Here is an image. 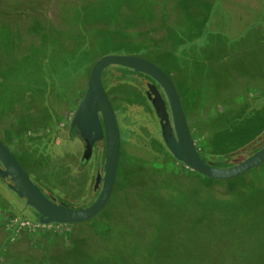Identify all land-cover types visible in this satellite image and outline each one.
<instances>
[{
    "label": "rangeland",
    "instance_id": "obj_1",
    "mask_svg": "<svg viewBox=\"0 0 264 264\" xmlns=\"http://www.w3.org/2000/svg\"><path fill=\"white\" fill-rule=\"evenodd\" d=\"M254 1L264 4L0 0V138L46 195L71 207L84 206L102 160L91 156L90 185L79 188L81 146L71 149L67 142L46 154L45 143L53 135L65 138L93 63L117 53L150 59L171 77L206 161L262 139L264 98L250 99L237 113L235 101L216 94L231 93L230 88L211 91L207 112L214 109L223 117L224 102L230 119L203 122L195 91L186 90L198 77L204 79V98L208 89L228 84V75L221 73L222 56L209 53L216 39L210 34L208 43L197 42L205 27L210 32L222 28L213 23L219 16L216 6L226 15L222 6ZM263 14L241 8L237 16L252 25L263 22ZM102 82L120 129L109 201L86 222L39 224L25 212L19 220V208L0 186V264H264V163L234 179L207 178L174 159L149 137L143 122L131 127L121 121L133 112L155 119L136 86L111 81L108 71Z\"/></svg>",
    "mask_w": 264,
    "mask_h": 264
},
{
    "label": "water",
    "instance_id": "obj_2",
    "mask_svg": "<svg viewBox=\"0 0 264 264\" xmlns=\"http://www.w3.org/2000/svg\"><path fill=\"white\" fill-rule=\"evenodd\" d=\"M111 65L123 66L153 79L146 86L155 116L162 121L159 141L176 160L207 178L217 180L237 178L264 163V145L231 166L221 167L207 162L195 146L179 93L171 77L158 64L143 56L105 54L93 63L85 92L71 120V125L76 127L85 141L82 161L90 159L95 142L103 140L102 171L96 172L94 180V189L98 190L96 197L90 204L79 207L57 202L31 179L0 138V185L15 202H23L25 209L20 208L19 220L20 214L26 211L32 221L39 224L82 223L94 218L109 201L120 158L118 119L102 82L104 69ZM130 126L133 127V124ZM5 177L9 178V183H5Z\"/></svg>",
    "mask_w": 264,
    "mask_h": 264
},
{
    "label": "crops",
    "instance_id": "obj_3",
    "mask_svg": "<svg viewBox=\"0 0 264 264\" xmlns=\"http://www.w3.org/2000/svg\"><path fill=\"white\" fill-rule=\"evenodd\" d=\"M229 5H230L229 8L226 6H222L226 15L222 13L223 11H221L219 7L217 6L215 7V9L217 8V10L219 11V16H216L214 18L215 21L213 23L215 25H218V27L222 26V28L221 27L219 28L224 30L220 31L219 28H215L214 31L209 33L204 40L205 43H208L209 41L208 37L210 34L213 35L214 39H216L217 42H214V47H212L213 45L211 46L212 48L209 49L210 50L209 53L214 52L215 54L217 53L222 56L220 63L221 66L223 67V68L221 67L223 71L221 73L224 74V77L225 74L226 76L228 75L227 78V80L229 81L228 84L220 88L208 89L206 91L205 98L203 97V93H202L203 91L202 82L204 81V79L201 80L202 77H198L197 79H195V81L193 80L192 82H189L188 86L186 87V90L189 89V92L195 91L196 98L199 102V109L203 110L202 113L198 115V120L203 122L204 121L219 122L221 120L227 121L230 119V116H226L227 113L225 111L226 104L224 102H221L222 99L220 98H219V102L224 104L222 105V110H221V114L223 113V117L219 116V113L214 112V109L213 112L211 113L207 112L208 108L210 107L212 108L210 104L211 91L213 92L215 90L230 88V90H232L231 93L225 92L226 91L225 90L223 92L218 91L216 94L217 95L219 94L218 96L221 95L224 98L225 97L231 98L233 101H235V107L237 106L235 109L237 113L239 110L238 108H242V106L245 105L248 101H250V99L257 97L264 98V23H263L264 14L262 15L263 22L253 23L252 25L246 22V20H243L244 19L243 16L240 19L237 16L238 10L241 8H244L246 11L249 10L254 11L256 9H260L264 13V4L263 2L259 3L254 1L252 4H229ZM244 21L246 22L247 25L246 27L242 28L240 24H242V22L244 23ZM204 63L205 64L209 63V61L205 60ZM209 64L214 65V63H209ZM258 111H262V109H258ZM237 113H235V116ZM236 121L242 122V120L240 121L236 120ZM246 121L247 119L243 123H245ZM225 128L226 126H224L223 131L225 130ZM247 142L243 144H239L236 147L244 145ZM47 143H45V145ZM66 143H67L66 141H63L62 146L64 147ZM71 143L72 142H68L70 148L72 149L73 143L72 144ZM75 143L76 140L74 142V145L76 147L77 144ZM194 143L197 150L199 151L198 145L195 142V140ZM50 149L49 150L46 149L45 151L46 154L49 153ZM53 150L56 149L53 148ZM199 153L201 154L200 151ZM93 165L94 164H92L89 161L85 167H83L82 169L79 168L77 169L79 170L78 175L80 177L78 182L79 188L80 187L87 188V186L90 185L89 173H90V169L92 171ZM95 175L93 176V184L91 185L90 187L91 189L89 190H93V191L95 190L94 189ZM191 178L192 177H188L186 178V180L191 181L190 180ZM191 183L192 185H194V182ZM89 190H87V192ZM188 195L190 196V194Z\"/></svg>",
    "mask_w": 264,
    "mask_h": 264
},
{
    "label": "flooded vegetation",
    "instance_id": "obj_4",
    "mask_svg": "<svg viewBox=\"0 0 264 264\" xmlns=\"http://www.w3.org/2000/svg\"><path fill=\"white\" fill-rule=\"evenodd\" d=\"M208 30L209 29L207 27H205L202 38H200V40H198V42H197L198 45L205 44V42H204L205 37L209 33H211ZM148 82H150V80H144L143 81L144 84L142 83L141 86L139 84L137 85L135 83H131V84L136 86V88H138L140 90V92L143 94V96L146 98L147 102L150 104V107H151V110H152V113H153V116L155 117V119L153 120L152 116L150 114L140 115V113H138V112H133L132 115H128V113H127V114H124L123 116H121V121L125 124H128V125L133 124V126L137 125L140 122H143L146 126L149 127V132H150L149 137L155 138L159 141V137L162 135L161 128H160L162 121L155 116V109L152 106V103L150 100L151 98H149V96L147 94V86L146 85ZM159 89L162 92L160 87H159ZM134 118H136L135 119L136 121L132 122ZM262 136H263L262 140L264 141V134ZM73 140H76L75 144H79L81 146V155H80V163H81V162H83L82 158H83V154H84V150H85V141L81 138L76 127L71 125V122L69 124L68 130L66 131L65 138H60L58 136L53 135L50 138V141L46 144V149L49 150L50 148H54V149L61 150V148H63V146H62L63 141L71 142ZM58 142H60V145L57 147ZM100 145L103 146V140L95 142V144H94L95 147L93 149L92 156L94 155L96 157V154L98 153V151H100ZM74 148H75V145H73L72 149H74ZM3 180L5 181V183L10 182L8 177L3 178ZM2 188L4 189V187H2ZM11 200L19 208V210H20V208H23V210L25 209V206L23 205V202L21 200H19V202H15L12 198H11ZM23 212L26 213V211H23Z\"/></svg>",
    "mask_w": 264,
    "mask_h": 264
},
{
    "label": "trees",
    "instance_id": "obj_5",
    "mask_svg": "<svg viewBox=\"0 0 264 264\" xmlns=\"http://www.w3.org/2000/svg\"><path fill=\"white\" fill-rule=\"evenodd\" d=\"M106 71L109 72V77H110L111 81L120 80V81H124V82L135 83L137 85L139 84L140 86L142 85L144 80L153 81V79L151 77H149L148 75L140 73V72H135L134 70L123 67V66L111 65V66L105 68L103 73ZM126 125H128V124H126ZM260 139H261V137L259 136L255 140L247 142L246 144L239 146L237 148H234L231 151H229L223 155L213 156L212 159H208L209 161H207V162H209L213 165L221 166V167L231 166V165L239 162L240 160L244 159L248 155L252 154L254 151L258 150L260 147H262L264 145V141L262 139L261 140ZM96 157L98 159H101L102 163H103V147L96 154ZM88 161H89V159L81 162L79 169H82L83 167H85L87 165ZM96 195H97V193L95 190L94 191L89 190L87 192V194L84 196L83 204H85V205L90 204L94 200Z\"/></svg>",
    "mask_w": 264,
    "mask_h": 264
}]
</instances>
